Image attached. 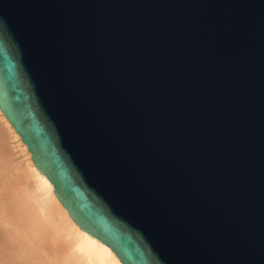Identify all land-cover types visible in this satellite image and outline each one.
Listing matches in <instances>:
<instances>
[{
    "label": "water",
    "instance_id": "1",
    "mask_svg": "<svg viewBox=\"0 0 264 264\" xmlns=\"http://www.w3.org/2000/svg\"><path fill=\"white\" fill-rule=\"evenodd\" d=\"M0 109L123 264H264V0H0Z\"/></svg>",
    "mask_w": 264,
    "mask_h": 264
},
{
    "label": "bare ground",
    "instance_id": "2",
    "mask_svg": "<svg viewBox=\"0 0 264 264\" xmlns=\"http://www.w3.org/2000/svg\"><path fill=\"white\" fill-rule=\"evenodd\" d=\"M9 142L23 157L11 176L20 179L22 186L10 187L0 200V221L9 222V231L13 230L19 242L15 246L0 236V264H32L39 259L38 253L49 249L57 252L65 264H123L108 245L73 220L58 199L54 185L36 167L28 147L0 109V151L6 153Z\"/></svg>",
    "mask_w": 264,
    "mask_h": 264
},
{
    "label": "rangeland",
    "instance_id": "3",
    "mask_svg": "<svg viewBox=\"0 0 264 264\" xmlns=\"http://www.w3.org/2000/svg\"><path fill=\"white\" fill-rule=\"evenodd\" d=\"M14 145L15 144L9 142V144L6 146L7 148L5 147V149L7 150V151L5 150V152L7 154L3 153V151L1 150L2 154H0V200H2L4 197H6V194L9 192L10 187L13 188L14 186H16L18 188L19 187L21 188V186H22V184L20 183V181H21L20 179H18L16 177H11L12 175L14 176L13 172L16 173V169L20 165V163L23 162L22 161L23 160L22 154L19 153L17 148H15L16 149V152H15V150L13 149L14 147H12ZM9 149H10V151L8 153ZM1 151H0V153H1ZM4 154L6 156H4ZM8 154H10V155L8 156ZM6 158H7V160H6ZM10 167H12V168L10 169ZM15 181L18 183V185H16L17 183ZM19 183H20V185H19ZM6 187L8 188V191H7ZM0 213H1V210H0ZM8 227H10L9 222L7 223L6 221H0V236L1 237H7L8 239L11 240V241L9 240L10 243L12 245L16 246V245H18L19 238L17 236H15L16 234L13 233V230L9 231L10 228H8ZM17 228H18L17 226L14 227L15 230H18ZM11 236H13V237L11 238ZM16 251H17V249H16ZM16 251H15V254H17ZM56 253L57 252H54V250H52V249H49L44 254L38 253L39 259H36L35 260L36 262L34 261L32 264H65L63 262V259L58 256V253L57 254Z\"/></svg>",
    "mask_w": 264,
    "mask_h": 264
}]
</instances>
